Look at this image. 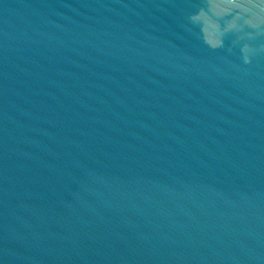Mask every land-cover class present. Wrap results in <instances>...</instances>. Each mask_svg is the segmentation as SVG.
I'll return each instance as SVG.
<instances>
[{
    "label": "water",
    "instance_id": "1",
    "mask_svg": "<svg viewBox=\"0 0 264 264\" xmlns=\"http://www.w3.org/2000/svg\"><path fill=\"white\" fill-rule=\"evenodd\" d=\"M0 264H264V0H0Z\"/></svg>",
    "mask_w": 264,
    "mask_h": 264
}]
</instances>
